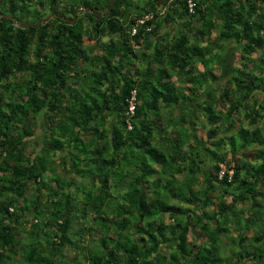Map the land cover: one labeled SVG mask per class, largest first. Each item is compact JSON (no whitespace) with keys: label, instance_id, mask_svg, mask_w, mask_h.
I'll list each match as a JSON object with an SVG mask.
<instances>
[{"label":"trees","instance_id":"1","mask_svg":"<svg viewBox=\"0 0 264 264\" xmlns=\"http://www.w3.org/2000/svg\"><path fill=\"white\" fill-rule=\"evenodd\" d=\"M192 2L0 0V264H264V0Z\"/></svg>","mask_w":264,"mask_h":264},{"label":"rangeland","instance_id":"2","mask_svg":"<svg viewBox=\"0 0 264 264\" xmlns=\"http://www.w3.org/2000/svg\"><path fill=\"white\" fill-rule=\"evenodd\" d=\"M44 19H45V17H44ZM219 23H220V21H219ZM215 34H217L216 31H215V33L212 34L213 38L215 37ZM214 40L217 41V43L220 44V45H218V46L215 45V47L213 46L211 50L214 53L215 52L216 53L222 52L223 56H225L224 59H223V61H222L223 62V68L221 69V71L222 70L224 71V77H226L227 74H228V72H230L231 67L234 64H237V61L239 59L238 58V52L235 53V50L239 47V44L238 43H235V42H231V46H229L231 48L230 49L228 46L227 47L224 46L225 45L224 44L225 42H221L220 43V41L225 40V38H223L221 36H217V37L214 38ZM217 72H219V70H217ZM224 82H225V79L220 80V84L221 83L223 84ZM204 125H205V123H204ZM42 134H43V131L41 130V128L36 129V135H38L40 137V136H42ZM201 134H202V136L204 135V133H202V132H201ZM260 214L263 215L264 214V211L263 210H260L259 214H257L256 216L251 217V219H250L251 222H248L249 227L254 228L255 229L254 232H257V233H259L261 231H264V220H263L264 218L260 217L259 216ZM28 217L29 216H27V218ZM166 223H170V221L168 220L167 217H166ZM256 224H258V225H256ZM228 229L230 230V228H228ZM237 229L238 228H235V230H237ZM223 243L225 244V240H223ZM91 248L94 249L92 247V245H91ZM72 258H71V260H68V258H66L68 261H65V263L66 264H77V260H74V258H76V257H72ZM59 264H61V263H59Z\"/></svg>","mask_w":264,"mask_h":264},{"label":"built area","instance_id":"3","mask_svg":"<svg viewBox=\"0 0 264 264\" xmlns=\"http://www.w3.org/2000/svg\"><path fill=\"white\" fill-rule=\"evenodd\" d=\"M169 1H181V0H169ZM187 3H188L189 11L190 12L193 11L194 3L192 2V0H187ZM147 18H151V15H148V16L142 18L141 20H138V24L143 23V21L146 20ZM133 99H134V96L131 98V100H133ZM133 111H134V102L130 101L128 112H129V114H132ZM129 128H131V127L129 126Z\"/></svg>","mask_w":264,"mask_h":264},{"label":"crops","instance_id":"4","mask_svg":"<svg viewBox=\"0 0 264 264\" xmlns=\"http://www.w3.org/2000/svg\"><path fill=\"white\" fill-rule=\"evenodd\" d=\"M165 29H166V30H169L170 27H169V28L166 27ZM221 37H222V36H221ZM221 42H225V43H224V44H225L224 46H226V47L228 46V47H229V46H231V42H232V41L223 40V41H220V43H221ZM228 44H229V45H228ZM229 48H230V47H229ZM222 49H223V48H222ZM230 49H231V48H230Z\"/></svg>","mask_w":264,"mask_h":264},{"label":"clouds","instance_id":"5","mask_svg":"<svg viewBox=\"0 0 264 264\" xmlns=\"http://www.w3.org/2000/svg\"><path fill=\"white\" fill-rule=\"evenodd\" d=\"M146 17V16H145ZM151 17H152V15H151ZM147 19H149V18H147Z\"/></svg>","mask_w":264,"mask_h":264},{"label":"bare ground","instance_id":"6","mask_svg":"<svg viewBox=\"0 0 264 264\" xmlns=\"http://www.w3.org/2000/svg\"><path fill=\"white\" fill-rule=\"evenodd\" d=\"M223 176V175H222Z\"/></svg>","mask_w":264,"mask_h":264},{"label":"water","instance_id":"7","mask_svg":"<svg viewBox=\"0 0 264 264\" xmlns=\"http://www.w3.org/2000/svg\"><path fill=\"white\" fill-rule=\"evenodd\" d=\"M62 18V17H61Z\"/></svg>","mask_w":264,"mask_h":264}]
</instances>
